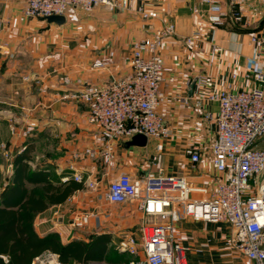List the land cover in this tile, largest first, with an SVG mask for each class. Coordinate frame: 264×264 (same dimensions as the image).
Segmentation results:
<instances>
[{
    "label": "crops",
    "instance_id": "1",
    "mask_svg": "<svg viewBox=\"0 0 264 264\" xmlns=\"http://www.w3.org/2000/svg\"><path fill=\"white\" fill-rule=\"evenodd\" d=\"M219 2L225 10L239 7L249 23L236 24L229 15L224 25L215 26L209 22L208 5L202 0H131L129 7L116 12L103 6L91 12L71 8L66 23L58 25L26 16V0H0V144L4 143L11 154L6 157L0 149V194L12 177L14 156L35 133L58 138L40 162H30L32 168L47 169L57 184L75 180L69 167L70 154L87 144L93 125L87 121L86 104L63 100L62 95L79 82L103 85L129 73L134 41L175 25V33L161 48L165 100L160 112L172 135L148 137L146 146L118 144L112 168L100 160L78 164L83 178L101 180L99 189L94 191L80 182L84 187L66 201L39 213L35 227L41 236L55 233L67 243L110 234V246L117 251L120 238L135 230L144 217L137 202L114 204L107 199L108 185L120 172L137 178L183 177L195 186H212L219 172L210 158L203 156L195 164L187 154L188 148L203 149L217 136L218 105L204 99L215 91L253 86L246 74L254 68L258 50L264 55V47L252 42L253 36L264 39V8L257 0ZM141 6L149 13L147 21L138 12ZM196 6L199 13L194 11ZM190 36L195 38L192 43L187 42ZM28 53H35L38 67L34 72L19 73V60ZM102 56L112 57L113 65L93 67ZM29 73L33 79L25 80ZM64 77L71 84H64ZM196 78H201L200 82L193 86ZM201 98L202 104L197 103ZM32 121L36 127L28 125ZM12 122L17 126L16 134L10 130ZM3 160L8 162V177ZM82 213L90 215L88 224L75 226L74 220ZM176 218L174 237L184 249L186 264H251L235 248L229 222L195 220L179 210ZM98 263L102 262L89 264Z\"/></svg>",
    "mask_w": 264,
    "mask_h": 264
},
{
    "label": "built area",
    "instance_id": "2",
    "mask_svg": "<svg viewBox=\"0 0 264 264\" xmlns=\"http://www.w3.org/2000/svg\"><path fill=\"white\" fill-rule=\"evenodd\" d=\"M131 0H26L24 14L28 17L46 18L49 15H66L71 8L91 12L103 6L116 12L130 6ZM240 0H234L237 4ZM244 1V0H242ZM208 5V20L215 26L224 25L225 17L234 23H249L236 6L225 10L219 0H202ZM264 8V0H257ZM194 11L201 9L196 6ZM144 21L149 13L143 6L138 9ZM0 25V31H1ZM146 30L148 24L145 23ZM175 33V25L134 41L129 59L131 71L115 77L103 85L81 83L67 90L63 100L83 102L88 107L87 121L93 125L83 149L73 150L69 167L78 182L97 191L101 180L85 179L78 164L86 161H102L109 168L116 164V147L126 144L137 134L147 137H169L173 130L165 124L160 106L165 100L162 83L165 78V60L161 48L165 39ZM190 36L187 42L192 43ZM252 42L264 47V39L252 37ZM256 64L246 78L254 82L246 88L215 91L204 100L218 105L215 117L217 136L204 148L187 149L193 163L203 156L210 158L218 175L211 187L189 184L183 177L146 176L137 178L129 172H120L109 183L107 199L114 204L137 202L143 221L135 230L126 233L116 244L120 253L130 256L121 264H186L183 248L174 237L176 214L203 221H227L231 224L235 248L249 259L251 264H264V55L256 53ZM114 63L110 56L97 58L93 67L109 68ZM25 80H32L26 75ZM201 78H197L200 82ZM196 82V83H197ZM64 84H71L64 77ZM198 99L197 103L202 104ZM212 119V116H210ZM36 127L35 121L28 124ZM12 134L17 133L14 122ZM26 147H23L24 150ZM6 157V145L0 144ZM21 150V151H22ZM13 165L10 164V169ZM89 214L82 213L74 220L75 226L89 222ZM33 264H64L58 254L46 252Z\"/></svg>",
    "mask_w": 264,
    "mask_h": 264
},
{
    "label": "trees",
    "instance_id": "3",
    "mask_svg": "<svg viewBox=\"0 0 264 264\" xmlns=\"http://www.w3.org/2000/svg\"><path fill=\"white\" fill-rule=\"evenodd\" d=\"M34 151L35 144H28L14 156L12 177L0 194V264H33L49 251L58 254L64 264L107 261L116 251L110 246V234L63 243L55 233L41 236L37 232L36 216L63 203L84 185L75 180L57 184L47 169H33Z\"/></svg>",
    "mask_w": 264,
    "mask_h": 264
},
{
    "label": "rangeland",
    "instance_id": "4",
    "mask_svg": "<svg viewBox=\"0 0 264 264\" xmlns=\"http://www.w3.org/2000/svg\"><path fill=\"white\" fill-rule=\"evenodd\" d=\"M37 61H38V59L36 58L35 53H34V55H32L30 53H28V55H23L20 58L19 63H18L19 73L20 72L25 73L26 71H31V70L34 72V69H36L38 67ZM29 75L32 76V73H29ZM47 135L48 134H46L44 136H42V135L36 136V133H35L32 135V137H28L27 143L25 145H23V147H24V146H27L28 144H35L36 150H35V152H33V159L34 160H32L33 161L32 164H36V162H37L36 160H39V162H40V160L43 158V155H46L47 150H49V146L55 147V145L57 144V138L58 137H56V136L48 137ZM260 145L264 147V141ZM23 147H21L20 149L22 150ZM3 161H4L5 170H6V176H7V175H9L10 169L7 170L8 162L5 160H3ZM116 252L117 251H114L107 261L102 262V263H98V264H119V263L121 264L122 262H125L128 259V255L123 254V253L118 254L119 252H117V253Z\"/></svg>",
    "mask_w": 264,
    "mask_h": 264
},
{
    "label": "water",
    "instance_id": "5",
    "mask_svg": "<svg viewBox=\"0 0 264 264\" xmlns=\"http://www.w3.org/2000/svg\"><path fill=\"white\" fill-rule=\"evenodd\" d=\"M48 23H56L58 25H63L66 23V15H49L45 18ZM197 78L193 80V86L196 84ZM148 143V137L144 134H137L131 140L127 142L128 146H146Z\"/></svg>",
    "mask_w": 264,
    "mask_h": 264
}]
</instances>
